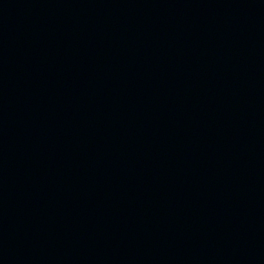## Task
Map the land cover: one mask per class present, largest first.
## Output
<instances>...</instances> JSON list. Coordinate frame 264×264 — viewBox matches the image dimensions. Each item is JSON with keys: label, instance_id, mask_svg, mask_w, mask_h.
I'll use <instances>...</instances> for the list:
<instances>
[{"label": "water", "instance_id": "obj_1", "mask_svg": "<svg viewBox=\"0 0 264 264\" xmlns=\"http://www.w3.org/2000/svg\"><path fill=\"white\" fill-rule=\"evenodd\" d=\"M0 264H264V0H0Z\"/></svg>", "mask_w": 264, "mask_h": 264}]
</instances>
